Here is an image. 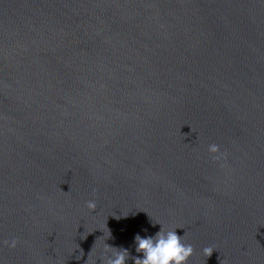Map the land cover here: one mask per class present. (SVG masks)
<instances>
[{"label": "water", "instance_id": "water-1", "mask_svg": "<svg viewBox=\"0 0 264 264\" xmlns=\"http://www.w3.org/2000/svg\"><path fill=\"white\" fill-rule=\"evenodd\" d=\"M155 222L264 264V0H0V264H92L105 223L134 264Z\"/></svg>", "mask_w": 264, "mask_h": 264}, {"label": "clouds", "instance_id": "clouds-1", "mask_svg": "<svg viewBox=\"0 0 264 264\" xmlns=\"http://www.w3.org/2000/svg\"><path fill=\"white\" fill-rule=\"evenodd\" d=\"M209 150L215 152L217 151V146L210 145ZM86 203L90 211L97 207L94 200H89ZM116 218L119 219L120 217ZM156 223L160 224L159 222L153 224ZM105 228L107 232L102 229L104 235L97 238H102L101 251L97 257L100 258L102 264H125L126 260L130 258L128 249H118L106 244L105 240L111 238V231L107 228L106 223ZM177 228L165 229L161 225L159 231L154 235L141 237L140 234H136L134 236L135 251L142 253V256L131 257L134 260V264H187L188 258L193 253V247L191 244L185 243L182 240V236L177 235ZM15 243L16 241L13 240L10 246L14 247ZM92 249L89 253L92 252ZM212 251L213 248L211 247L202 249L205 257L210 256ZM96 258L93 259L92 264H95Z\"/></svg>", "mask_w": 264, "mask_h": 264}]
</instances>
